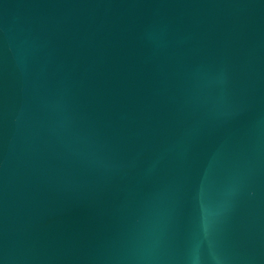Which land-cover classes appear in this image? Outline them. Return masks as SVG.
I'll return each mask as SVG.
<instances>
[{
	"label": "water",
	"instance_id": "95a60500",
	"mask_svg": "<svg viewBox=\"0 0 264 264\" xmlns=\"http://www.w3.org/2000/svg\"><path fill=\"white\" fill-rule=\"evenodd\" d=\"M0 264H264V0H0Z\"/></svg>",
	"mask_w": 264,
	"mask_h": 264
}]
</instances>
